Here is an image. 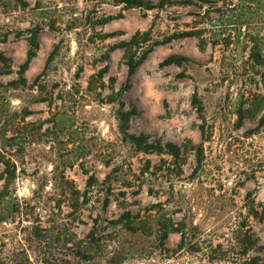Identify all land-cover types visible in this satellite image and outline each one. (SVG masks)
Masks as SVG:
<instances>
[{
	"label": "rangeland",
	"instance_id": "1",
	"mask_svg": "<svg viewBox=\"0 0 264 264\" xmlns=\"http://www.w3.org/2000/svg\"><path fill=\"white\" fill-rule=\"evenodd\" d=\"M161 3L0 0V264H264V0Z\"/></svg>",
	"mask_w": 264,
	"mask_h": 264
},
{
	"label": "trees",
	"instance_id": "2",
	"mask_svg": "<svg viewBox=\"0 0 264 264\" xmlns=\"http://www.w3.org/2000/svg\"><path fill=\"white\" fill-rule=\"evenodd\" d=\"M167 0H162L161 4H164ZM125 3L129 4H134L137 6H144V0H123ZM188 34L192 33H181L179 36H188ZM171 38H169L166 42H170ZM31 47L32 48H37V40L33 39L31 41ZM36 52L34 50H30L28 53V59L22 68V72H24L26 69H28L29 64L31 60L35 57ZM257 60H259V56L255 57ZM145 58H140L138 61L132 59L129 62V72L132 74L144 61ZM189 58L185 56H180V55H171L168 58H166L160 66L166 67V66H171V65H182L186 62H189ZM138 142L137 144L140 145V140H136ZM148 150H150V146L146 147ZM0 163L3 165V170L2 173L0 174V181H2V185H0V222L1 223H6L9 215V210H10V197H11V185L13 181L15 180L16 176V166L13 164L10 160L5 159L4 157L0 158ZM255 264V263H254Z\"/></svg>",
	"mask_w": 264,
	"mask_h": 264
}]
</instances>
